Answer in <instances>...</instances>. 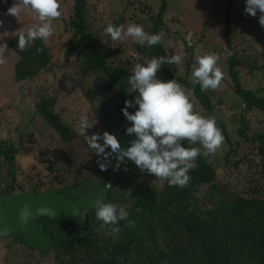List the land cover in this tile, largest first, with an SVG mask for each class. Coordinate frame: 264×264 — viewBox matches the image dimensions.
<instances>
[{
	"label": "trees",
	"instance_id": "trees-1",
	"mask_svg": "<svg viewBox=\"0 0 264 264\" xmlns=\"http://www.w3.org/2000/svg\"><path fill=\"white\" fill-rule=\"evenodd\" d=\"M233 1L228 0L223 34L217 42L223 48H201L202 55L210 52L223 55L227 44L232 56H223L229 81L224 79L216 90L202 92L198 84L193 85L190 80L186 82L173 76L172 65L165 64L158 72L168 80L176 79L188 89L195 112L216 119L224 142L228 145L222 172L217 174L214 164L201 152L196 161L198 167L188 173L191 176L188 186L180 188L169 186L162 179L153 180L152 175L139 172L133 163L127 162V171L123 170L124 165L119 171H113L111 165H115L116 161L108 157V169L101 171L98 181L95 179L98 189L90 194L79 189L73 191L69 187L70 195L63 193V189L53 187L45 190L28 188L17 192L16 178L10 172L13 179L7 189L8 195L27 191L37 194L51 188L77 200L80 197L91 198L105 183L112 181L114 184L107 194L106 202L116 203L129 213L127 221L122 220L116 225L121 229L118 234H111L110 228L96 219L95 209L84 213L78 224L40 220L45 235L50 236L54 243L47 252L36 247L34 249L45 257L49 256L50 264H264V127L255 130L256 123L259 125L261 121L264 122V97L245 89L239 77L242 71L249 75L256 72L264 74V64L260 62L264 54L257 51L255 55H243L237 48L238 41L250 34L240 27V23L231 24ZM240 3L245 5V0ZM60 4L62 14L55 20L56 33L53 38L56 45H64L62 69L65 71L53 69L57 65L51 56L50 43H54L51 38L47 41L37 39L25 51L17 47L20 33L6 38L1 36L0 41L6 40L8 49L17 56L13 67L14 85L30 84L35 88L28 97L33 102L35 113L46 126L64 143H72L81 136L91 158L104 162L103 156L98 157L88 147L85 135L76 133L75 124L66 123L55 113L54 94H58L53 88L55 76H61L63 92L68 95L80 94L88 102L89 109L99 123L98 129L89 130V136L94 133L102 135L104 132L117 136L131 126L121 109L126 100H133L131 94L138 95L132 92L128 83L133 66L137 63L146 65L152 57H167L168 47L180 43L185 45L190 59L194 58L197 42L190 35L191 44L186 46L189 30L178 26L176 29L184 34L182 40L177 39L176 42L165 23L167 0H161L157 9L135 1L121 11L93 0H73L69 11L63 13L61 1ZM128 10L130 14L126 12ZM154 10H158L157 15ZM136 16L147 19L149 34L161 31L165 34L159 44L151 47L126 39L132 42L134 52L140 56L138 61H134L132 56L120 57L119 54H125L122 47L124 42L116 43L104 31L109 24L124 25L125 30L130 23L140 25ZM202 31L203 28L196 31L200 42L206 39ZM38 48L42 49L39 54ZM72 62L78 66L72 67ZM194 65L197 66L196 60ZM47 71L53 74V82L40 79V74ZM231 94L239 98L244 106L235 129V135L241 141L237 143V148L231 141V133L225 122L217 114L218 107ZM135 110L128 109L130 114ZM99 142L103 143L102 140ZM184 146L202 148L198 142L191 144L187 140ZM242 146L247 150L243 156L239 154ZM13 155L12 146L8 145L4 149L0 147V157L3 156L4 161H10ZM151 180L156 184L151 183ZM128 221H133L134 225L129 226ZM15 240H21L28 249L33 248L24 242L21 235Z\"/></svg>",
	"mask_w": 264,
	"mask_h": 264
},
{
	"label": "rangeland",
	"instance_id": "rangeland-1",
	"mask_svg": "<svg viewBox=\"0 0 264 264\" xmlns=\"http://www.w3.org/2000/svg\"><path fill=\"white\" fill-rule=\"evenodd\" d=\"M64 7L63 13H67L72 5L73 0H60ZM101 5H111L118 11L125 10L124 7L133 2H141L147 6L157 9L161 0H93ZM14 0H0V21H3V28H0V37H10L13 34L20 33L23 30L25 33L33 24L39 23L35 18V13L23 12L18 18L7 15V9L12 6ZM241 0H234L232 7V23H240V27L250 35L242 37V41H238L237 48L241 54L255 55L257 45L264 49V27H261L258 22L260 13L257 12L255 17L247 15L244 12L245 5L240 3ZM65 4V5H64ZM228 0H167L168 12L165 14V23L174 38L180 41L182 35L177 28L189 30L187 37L193 36L197 42L195 56L193 61L188 56L185 45L168 47L167 57L176 54H182L184 61L179 65H172L171 73L179 79L192 81V71L195 68L194 60L196 56H202L201 48L207 47L209 50L213 47H221L219 42L223 34L225 26L224 14ZM131 13L130 10L126 11ZM158 14V10H154ZM154 14V13H153ZM140 25H143L144 30L150 33L147 25V19L142 16H136ZM54 34L50 37L54 43H50L51 56L54 63L57 65L54 70L65 71L62 69V64L65 58V49L61 45H56V40L53 38L56 33V23L53 21ZM203 28L201 33H204L206 39L200 42L197 36V30ZM6 31V32H5ZM15 32V33H14ZM196 34V36H195ZM186 44H187V38ZM223 41V38H222ZM6 40L0 43H6ZM122 47L125 54H119L120 57L132 56L134 61H138L140 56L131 51L134 46L131 41L123 40ZM120 43V41H116ZM183 43V42H182ZM224 44V42H223ZM217 45V46H216ZM188 46V44L186 45ZM213 46V47H212ZM223 48V47H221ZM135 49V48H134ZM199 50V51H198ZM219 51V50H217ZM261 52V51H260ZM186 53V55H185ZM190 53V52H189ZM220 53V52H219ZM264 54V52H262ZM6 63L0 65V147L12 146L14 151L13 159L6 162L3 156L0 157V198L9 196L8 190L13 176L16 178L17 192L24 191L28 188H37L45 190L47 187L63 189L62 192L70 195L69 187L74 191L79 189L84 193H93L98 189L97 177L101 175V170L95 159L91 158L85 147L83 138L72 143H64L46 126L39 115L35 113L33 102L29 95H32L30 84L14 85L13 67L17 61L16 57L9 49L5 53ZM219 61V66L225 73V80L229 81L224 62V56ZM191 60V62H190ZM264 64V59H261ZM186 64V65H185ZM72 67L78 66L72 62ZM51 71V70H50ZM50 71L42 72L40 79L52 81L53 74ZM240 72V71H239ZM53 88L58 91L56 96L55 113L59 114L63 121L70 124H75L76 133L84 135L79 127V121L82 116H87L89 122L94 124L89 130L99 128L98 121L94 118L93 112L89 109L88 102L80 94L68 95L62 91L63 84L60 75L57 74ZM240 82L245 89L253 90L257 95L264 97V74L253 73L246 74L245 71L239 74ZM157 78L167 82V78L157 73ZM179 83V81H177ZM13 86V87H12ZM184 87V85H182ZM185 88V87H184ZM189 98L192 95L188 93ZM62 91V92H61ZM52 95V94H51ZM132 99L135 96L130 95ZM216 97V96H215ZM244 109L242 101L235 95L231 94L225 98L223 105L217 109V114L222 119L227 129L231 133V141L234 147L241 142L235 135V129L238 123V117ZM261 125V127H259ZM256 123L255 130H261L264 127V122ZM48 127V128H47ZM89 130L87 133H89ZM88 135V134H87ZM202 154L205 149L201 148ZM228 151V145L224 142L222 147L214 154L204 157L216 167V173L222 172L223 157ZM246 147L242 146L239 149L241 156L246 154ZM12 155V154H11ZM233 160V158H232ZM156 177L152 175L154 180ZM97 179V181L95 180ZM151 183L156 184L151 180ZM51 189V188H50ZM7 190V191H6ZM3 192V193H2ZM5 193V194H4ZM50 257H45L34 248H26L21 240L2 239L0 240V264H50Z\"/></svg>",
	"mask_w": 264,
	"mask_h": 264
},
{
	"label": "clouds",
	"instance_id": "clouds-1",
	"mask_svg": "<svg viewBox=\"0 0 264 264\" xmlns=\"http://www.w3.org/2000/svg\"><path fill=\"white\" fill-rule=\"evenodd\" d=\"M60 0H14L7 9V15L18 18L21 13H35L37 24H33L25 33L19 30L17 47L20 51L30 49L37 39L47 41L54 34L53 21L61 16ZM244 12L247 15L258 18L259 25L264 27V0H245ZM3 28V21H0ZM113 41L131 39L139 45L155 46L159 44L164 33L149 34L143 25L130 23L126 30L124 25L109 24L104 30ZM6 32V31H5ZM135 50L134 48L131 50ZM257 50L264 52L259 45ZM8 51L6 43H0V65L6 63L5 53ZM42 49H37V53ZM223 55L225 58L232 56L225 44ZM220 54L216 52L196 56V67L192 71V84H198L200 90H216L221 86L225 73L219 66ZM184 61L182 54L170 57H152L146 65L137 63L131 70L128 83L132 92L137 93L133 100L125 101L121 109L123 116L131 126L126 127L127 135H134L127 149H122L115 135L104 132L102 135L94 133L87 135V131L94 124L88 117L82 116L79 121L81 132L86 137L88 147L95 154L104 157V162L97 161L101 171L108 169L110 162L108 157L115 159L113 171H119L131 161L142 172L155 176L157 179L167 181L169 186L180 188L187 187L191 176L190 170L198 167L197 158L201 155L200 147H185L184 141L191 144L199 143L205 149L203 155H214L223 145L224 136L217 126L214 117H205L194 111V105L190 102L185 88L176 79L164 82L157 78V73L165 64L179 65ZM99 99L96 101L98 106ZM129 108H136L134 113H129ZM103 141L100 143L99 141ZM107 150V151H106ZM110 188L111 185H105ZM95 217L102 221L103 226L110 228L111 234H118L121 229L116 227L120 221H127L129 213L124 207L102 201L97 198L94 201ZM55 215L50 208L40 207L32 211L25 204L19 214L20 225L27 226L28 222L39 215ZM133 226V221H128Z\"/></svg>",
	"mask_w": 264,
	"mask_h": 264
},
{
	"label": "water",
	"instance_id": "water-1",
	"mask_svg": "<svg viewBox=\"0 0 264 264\" xmlns=\"http://www.w3.org/2000/svg\"><path fill=\"white\" fill-rule=\"evenodd\" d=\"M117 139L121 148L127 149L130 146V141L135 139V136L124 133L118 135ZM105 185H111L112 187L113 183L108 182ZM105 185L92 198H79L76 202L66 199L63 195L57 194L51 189L46 190L44 193L31 194L27 191L18 195L0 198V239H14L22 235L27 245L47 251L53 244V240L50 236L45 235L43 226L38 222L42 219L49 221L58 219L69 224L78 223L83 212H90L95 209L93 206L97 198L106 202L111 187L107 188ZM25 204L29 205L33 212L40 207L50 208L55 215L34 216L27 226L22 227L18 221V214Z\"/></svg>",
	"mask_w": 264,
	"mask_h": 264
},
{
	"label": "bare ground",
	"instance_id": "bare-ground-1",
	"mask_svg": "<svg viewBox=\"0 0 264 264\" xmlns=\"http://www.w3.org/2000/svg\"><path fill=\"white\" fill-rule=\"evenodd\" d=\"M126 133V132H125ZM121 134H124V133H121ZM121 134H118V135H121ZM117 135V136H118ZM117 136H116V138H117ZM129 162V161H128ZM129 163H132V162H129ZM137 168V167H136ZM138 170V169H137ZM139 171V170H138ZM139 172H141V171H139ZM141 173H143V174H146L147 172H141ZM109 182H112V181H109ZM108 183V182H107ZM113 184H114V182H112ZM106 184V183H105ZM113 186V185H112ZM48 190V189H47ZM51 190H53V189H51ZM54 192H56L55 190H53ZM45 192V191H44ZM44 192H41V193H44ZM57 194H60V195H63L66 199H68L64 194H62V193H58V192H56ZM32 194V193H31ZM38 194V193H37ZM14 195H18V194H14ZM9 196H13V195H9ZM6 197H8V196H6ZM93 197V196H92ZM91 197V198H92ZM2 198H4V197H2ZM80 198H82V197H80ZM79 199V198H78ZM83 199H86V198H83ZM88 199H90V198H88ZM68 200H71V201H73V202H76V201H74V200H72V199H68ZM93 211V210H92ZM91 212V211H90ZM84 213H89V212H83L81 215H80V220H79V222L78 223H80V221H81V217H82V215L84 214ZM58 220V219H57ZM56 221V220H55ZM61 221V220H60ZM50 222H54V221H50ZM64 222V221H63ZM39 223V222H38ZM66 223V222H65ZM78 223H72V224H78ZM69 224V223H68ZM44 228V227H43ZM22 236V235H21ZM17 238V237H16ZM15 239V238H14ZM52 239V238H51ZM0 240H2V239H0ZM25 242V241H24ZM54 243V242H53ZM53 245V244H52ZM51 245V246H52ZM29 246V245H28ZM29 247H31V246H29ZM33 248H35V247H33ZM51 248V247H50ZM49 248V249H50ZM48 249V250H49ZM47 250V251H48ZM42 251V250H41ZM47 251H43V252H47Z\"/></svg>",
	"mask_w": 264,
	"mask_h": 264
},
{
	"label": "built area",
	"instance_id": "built-area-1",
	"mask_svg": "<svg viewBox=\"0 0 264 264\" xmlns=\"http://www.w3.org/2000/svg\"><path fill=\"white\" fill-rule=\"evenodd\" d=\"M186 38H187V44L190 45V44H191V43H190V38H191V37H190V36H189V37L186 36Z\"/></svg>",
	"mask_w": 264,
	"mask_h": 264
},
{
	"label": "flooded vegetation",
	"instance_id": "flooded-vegetation-1",
	"mask_svg": "<svg viewBox=\"0 0 264 264\" xmlns=\"http://www.w3.org/2000/svg\"><path fill=\"white\" fill-rule=\"evenodd\" d=\"M66 196V195H65ZM68 199H71V198H69V197H67ZM86 199H88V198H86ZM73 200V199H72ZM74 201H76V200H74Z\"/></svg>",
	"mask_w": 264,
	"mask_h": 264
}]
</instances>
